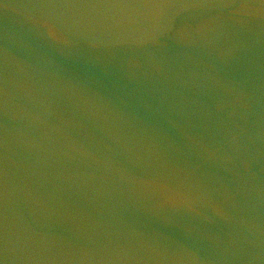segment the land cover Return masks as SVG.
<instances>
[{
  "label": "water",
  "instance_id": "1",
  "mask_svg": "<svg viewBox=\"0 0 264 264\" xmlns=\"http://www.w3.org/2000/svg\"><path fill=\"white\" fill-rule=\"evenodd\" d=\"M53 2L0 0V264H264V0Z\"/></svg>",
  "mask_w": 264,
  "mask_h": 264
},
{
  "label": "snow or ice",
  "instance_id": "2",
  "mask_svg": "<svg viewBox=\"0 0 264 264\" xmlns=\"http://www.w3.org/2000/svg\"><path fill=\"white\" fill-rule=\"evenodd\" d=\"M45 3L49 4L50 6H64V5H57L56 3L53 2V0H44ZM48 22V21H45ZM5 242H8V238L4 237L3 238Z\"/></svg>",
  "mask_w": 264,
  "mask_h": 264
}]
</instances>
